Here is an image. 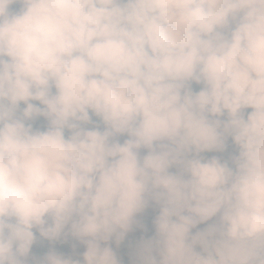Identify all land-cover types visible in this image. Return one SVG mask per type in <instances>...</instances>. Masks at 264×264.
<instances>
[{
    "label": "clouds",
    "instance_id": "1",
    "mask_svg": "<svg viewBox=\"0 0 264 264\" xmlns=\"http://www.w3.org/2000/svg\"><path fill=\"white\" fill-rule=\"evenodd\" d=\"M137 230L128 264H264V0H0V264Z\"/></svg>",
    "mask_w": 264,
    "mask_h": 264
},
{
    "label": "rangeland",
    "instance_id": "2",
    "mask_svg": "<svg viewBox=\"0 0 264 264\" xmlns=\"http://www.w3.org/2000/svg\"><path fill=\"white\" fill-rule=\"evenodd\" d=\"M209 155H211V154H209ZM154 215H155V212L152 211V210H149L148 213H147V215H146V217H145V220H146V222L149 224V227H151V218H152ZM201 227H203V226H201ZM151 234H152V232L150 231V232H149V235H151ZM141 235H142V233H141L139 230H137V231L134 232V233H130V234H129V236H131L134 240L139 239V237H140ZM113 246H114V245H113ZM57 247H58L60 250H62V251H66V252H67V251H70V247H69L68 245H63V246H61V245H57ZM114 247H115V246H114ZM34 250H35V246H34ZM79 250H80L81 252L84 251L83 246H81V247L79 248ZM120 254L123 255L124 259H126L127 256H128V250L124 247V245L121 246ZM125 264H127V263H125Z\"/></svg>",
    "mask_w": 264,
    "mask_h": 264
},
{
    "label": "trees",
    "instance_id": "3",
    "mask_svg": "<svg viewBox=\"0 0 264 264\" xmlns=\"http://www.w3.org/2000/svg\"><path fill=\"white\" fill-rule=\"evenodd\" d=\"M136 240H134L131 236L128 237V239L125 241L124 247L128 250V256L125 259V263L128 264L129 261V252L131 251L130 245L134 244Z\"/></svg>",
    "mask_w": 264,
    "mask_h": 264
}]
</instances>
